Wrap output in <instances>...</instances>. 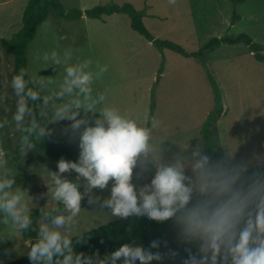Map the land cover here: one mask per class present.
I'll list each match as a JSON object with an SVG mask.
<instances>
[{
  "label": "clouds",
  "instance_id": "clouds-1",
  "mask_svg": "<svg viewBox=\"0 0 264 264\" xmlns=\"http://www.w3.org/2000/svg\"><path fill=\"white\" fill-rule=\"evenodd\" d=\"M168 5L173 7L175 0H168ZM42 59L62 68V80L57 83L21 68L10 81L0 83V88L15 94L13 111L5 104L13 99L9 91L0 92V109L11 113L10 119L7 114L0 116V131L14 126L24 157L52 134L49 124L67 120L71 130L79 133V156L75 162L60 159L58 171L44 168L47 178L41 177L48 189L47 204L40 209L43 219L29 246L31 264H152L164 260L160 251H152L160 247L157 240L147 248L126 246L103 257L77 252L74 240L80 243L85 238L79 229L85 197L89 205H98L95 213H89L108 220H171L180 241L197 249L195 253L186 249L182 264H264V167L250 170L248 164L234 162L236 150L223 145L226 155L213 158L203 141L192 147V139L163 138L158 128L105 105V94H94L93 83L108 71L107 66L93 68L88 59L71 64L68 51L62 58L53 51ZM89 113L98 114L93 123ZM170 145L177 151L172 152ZM9 160L0 151V228L8 229L0 238L29 232L34 223L32 209L37 207L26 190L13 187L17 171L9 167ZM71 171L76 174L74 180L62 175ZM133 178L142 186H133ZM109 182L107 198L94 194V189L108 188Z\"/></svg>",
  "mask_w": 264,
  "mask_h": 264
},
{
  "label": "rangeland",
  "instance_id": "rangeland-1",
  "mask_svg": "<svg viewBox=\"0 0 264 264\" xmlns=\"http://www.w3.org/2000/svg\"><path fill=\"white\" fill-rule=\"evenodd\" d=\"M65 11L80 9L82 12L97 5L131 3L143 14L146 29L156 38L171 40L187 51H196L210 38L248 34L262 47L264 54V0H175L169 7L168 0H60ZM27 0H0V38L9 39L22 26V14ZM238 19L232 23L233 11ZM55 51L61 58L71 52V64L85 59L107 66L108 71L94 80L93 90L105 94V105L129 114L145 126L158 128L163 138L183 139L195 147L204 140L202 128L214 110L215 97L208 76L211 74L222 94L223 111L210 122L208 132L213 142V158H223L227 146L235 151L233 160L250 167L264 162V64L257 61L254 52L244 42L221 44L206 53L205 61L186 57L164 48L159 50L130 26L125 13L102 15L98 18L82 17L73 20L59 18L49 13L37 27L34 39L28 44L26 54L28 71L60 82L62 68L42 57ZM14 57L0 44V83L10 81L14 75ZM53 85L52 87H55ZM2 87V85H0ZM5 104L15 110V94ZM4 113L0 109V116ZM81 110V115H83ZM93 123L98 114H88ZM79 118V117H78ZM70 121L50 124L52 134L62 145L79 138L70 128ZM18 131L14 126L0 131V151L10 157L9 167L17 171L13 187L26 190L38 208L47 204V186L41 176L58 171L57 160L44 153L28 151L24 157L16 149ZM223 145V146H222ZM165 146H169L165 142ZM172 152L177 151L170 145ZM19 154L17 156L11 151ZM170 157L171 153H166ZM69 173L62 174L67 178ZM81 180L80 190L83 191ZM133 186L137 185L133 178ZM111 182L104 190L94 189L101 199L110 195ZM79 229L87 232L106 225L118 218L97 217L98 205H89L87 197L81 201ZM88 211V212H87ZM107 211V209H105ZM42 221L40 219L38 222ZM38 222L36 230L38 229ZM0 228V235L7 233ZM30 242L22 235L0 238V262L5 264L28 254Z\"/></svg>",
  "mask_w": 264,
  "mask_h": 264
},
{
  "label": "trees",
  "instance_id": "trees-1",
  "mask_svg": "<svg viewBox=\"0 0 264 264\" xmlns=\"http://www.w3.org/2000/svg\"><path fill=\"white\" fill-rule=\"evenodd\" d=\"M234 4L242 0H232ZM54 13L59 18H65L67 20L78 19L85 14L88 17L98 18L102 15H110L113 13H125L130 18V26L133 30L145 37L147 40L153 42V45L162 51L167 48L172 51L178 52L186 57H193L199 61H205L206 53L213 51L217 46L221 44H237L244 42L247 44L251 51L254 52V57L257 61L264 64V54L261 53L262 47L253 42L248 34L240 33L235 37L222 36L210 38L203 46L196 51H187L181 45L168 40L156 38L150 33L142 20L143 14L140 10L136 9L133 4L125 2L121 5H97L85 12L80 9H72L65 11L60 0H27L22 14V26L13 33L9 39L0 38V44L9 54L14 57V73H17L21 68L28 70V61L26 50L28 44L34 39L37 31V27L43 23L49 13ZM238 19L236 11H233L232 23ZM212 91L215 97L214 110L208 115L207 120L202 128V137L204 140L205 150L213 153V142L208 132L210 122L214 121L219 113L223 111L221 103L222 94L220 88L215 79L210 74L208 76ZM35 112H39V108H34ZM50 128V124L48 125ZM20 133L17 135V146L19 142ZM79 138L73 140L69 144L62 145L59 142V137L56 134H51L45 137L41 145L37 146L35 153H44L48 158L59 161L65 159L69 161H77L79 156ZM12 153L16 154L17 161L19 159L18 152L12 150ZM264 167V162L250 167L251 169L257 166ZM76 174L74 171L69 172L67 179L74 180ZM40 209L34 210L33 213V226L32 229L24 233L22 238L25 241H34L37 230L36 225L40 219ZM85 238L82 242L76 243L74 240L75 250L77 252H83L87 255H94L99 253L101 257L106 254H111L122 247L135 246L140 248L149 247L153 240L160 241L159 249H152L153 252L160 251L164 254L165 258L161 262L153 261L152 264H182V261L187 258L188 252L186 249H191L193 253L196 252L194 245L184 244L178 238V229L175 224L169 220L165 222H156L147 219H138L134 221L121 222L116 219L106 225L94 228L90 231L84 232ZM169 251L177 253L175 257H169L167 253ZM5 264H31L28 254L19 258L7 262Z\"/></svg>",
  "mask_w": 264,
  "mask_h": 264
}]
</instances>
